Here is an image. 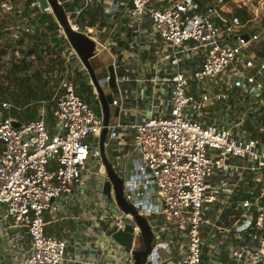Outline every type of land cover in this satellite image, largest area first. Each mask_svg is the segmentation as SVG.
Listing matches in <instances>:
<instances>
[{"label": "built area", "instance_id": "2783aa9c", "mask_svg": "<svg viewBox=\"0 0 264 264\" xmlns=\"http://www.w3.org/2000/svg\"><path fill=\"white\" fill-rule=\"evenodd\" d=\"M105 1L111 7L126 5L132 26L148 18L169 44L160 57L170 64L169 110L130 125L139 154L122 166V172L130 171L122 180L123 196L153 234L146 260L160 264L159 249L172 244L176 253L168 264H204L202 234L221 221V234L235 235L224 264H264V0ZM80 11L68 15L76 30ZM38 19L25 6L0 0V44L12 42L17 50L30 42L29 35L40 32ZM58 89L54 102L43 101L35 119L20 121L9 114L10 103L0 102V220L9 241L28 240L21 264H58L68 243L46 232V213H64L68 198L84 189L92 173L108 179L102 162L94 171L88 167L90 157H101L103 118L70 78L63 76ZM47 113L53 124L46 121ZM201 113L207 115L204 120ZM118 128L107 131L110 140ZM110 193L114 198L112 186ZM84 198L91 223L106 227L91 233L97 246L92 255L104 251L100 264H133L132 250L137 241L142 246L134 217L115 200L110 208L91 206ZM227 209L242 212L226 225L221 214ZM115 224L133 228L128 257L111 258L107 252L110 242L120 245L108 233ZM105 234L103 246L98 238Z\"/></svg>", "mask_w": 264, "mask_h": 264}, {"label": "crops", "instance_id": "0c3cea01", "mask_svg": "<svg viewBox=\"0 0 264 264\" xmlns=\"http://www.w3.org/2000/svg\"><path fill=\"white\" fill-rule=\"evenodd\" d=\"M58 1L63 5L67 18L68 15L74 16L75 10L81 9L74 22L79 31L95 42L94 55L89 62L96 79L103 80L101 89L109 107L108 133L115 125H119L115 139L110 140L108 133L104 139V151L108 143L114 144L108 155L105 151L106 157L114 160L124 157L127 160L126 165L130 166L133 158L138 157L132 147L133 129L130 125L150 116H163L169 110V80L164 70L155 66L160 60V54L168 50L169 44L158 36L146 17L132 26L125 16L126 5L117 3L111 7L105 0ZM34 21L36 24H42V20ZM71 59L77 69L76 75L72 77L78 78L81 84L79 86L74 83L75 90L86 100L87 94H92L93 98L98 100L92 105L94 111L102 117V106L87 70L77 56ZM97 178L103 180L101 176ZM86 185L88 186V183ZM91 188L85 192L84 197L88 198L91 206H104L105 199L100 196L102 193L96 192L95 184ZM82 192L83 189L68 198L69 204L64 213L47 212L45 215L49 232L53 230L52 226H56L57 236L61 237L59 233L63 231L64 238L67 239L66 252L58 264H100L107 257L104 251L92 255L91 249L97 246L90 235L97 230V225L91 223L89 213L85 211ZM241 212L224 210L221 214L223 224L227 225L229 220L240 217ZM221 224V221H213L210 228L225 242L222 247L215 248L218 264L225 263L230 242V239L225 238L226 233L222 235L218 230ZM11 233L10 229L9 235ZM98 239L104 246L107 237L101 235ZM11 243L13 246L9 244L4 224L0 220V253L3 257L1 264H21V257L15 247L17 244ZM23 249L25 248L22 246Z\"/></svg>", "mask_w": 264, "mask_h": 264}, {"label": "rangeland", "instance_id": "374dc122", "mask_svg": "<svg viewBox=\"0 0 264 264\" xmlns=\"http://www.w3.org/2000/svg\"><path fill=\"white\" fill-rule=\"evenodd\" d=\"M11 1L13 4H17L19 7L26 6V0ZM35 14L38 16V18H40V20H42V23L44 22L46 24H41L37 28L38 31L40 30L39 33H33L29 35L31 40L30 42L21 43V46L17 50L13 49L14 43L12 42L0 44L3 46V48L0 47V49L5 50V54H3L2 57L0 56V102L6 101L10 103L11 109L9 110V114L18 118L20 121L35 119L39 109L43 104V101H47L48 103L54 102V99L60 92V89H58V84L63 76L70 78L73 84L75 83L81 86L79 83L80 80L78 78L75 79V77H72L76 73L77 69H75L76 66L74 67V62L72 61L71 57L75 59L77 55L69 45L59 23L53 16L51 10L40 9L38 7V10H36ZM44 14H48L50 16L46 18L43 16ZM49 23L51 24L49 25ZM1 25L2 24L0 23V27ZM37 30L36 32H38ZM190 44L185 43V47H189ZM188 53L195 55L194 53H196V51L194 49H190ZM183 57L187 58L186 52L183 53ZM155 66H157L160 70H164V73L167 77L170 76L171 71L169 62L159 60ZM87 100L91 105H94V103L98 102V100L93 98L92 94H87ZM201 115L203 120L207 116L203 113H201ZM249 117L250 121L255 124L256 117L252 115ZM237 120L239 121L241 118L234 119V121ZM46 121L50 122L51 124L54 123V119L49 113H47ZM255 125L257 127L259 124ZM260 127H264V120H262ZM88 139L91 141L95 140L96 138L90 136ZM113 147L114 144L110 145L108 143V145L105 147L107 155L108 152L113 149ZM132 147L138 155V151L134 146ZM107 159H109L113 169H115L118 173L122 172V166L127 163V160L124 157H117L115 160L110 158ZM101 162V157H90L88 159V167L90 170L94 171ZM129 174L130 171L126 173L123 171L120 174L122 180L125 181L127 179V175ZM87 183L90 188L93 184H95L97 190L96 192L98 194L102 193L105 196V204H110V208H114V198L110 193V188L112 185L108 179L100 180L97 178V175L92 173L90 175V179L87 180ZM88 186L86 185L84 187V192L88 191ZM153 199L155 200L154 196ZM80 204L83 205L82 200H80ZM67 207L68 206L65 207L64 211L67 209ZM79 210H81V206ZM211 210L214 211L215 209ZM125 220L127 221V219ZM52 227L53 230H50L49 232V225H46V232H49L51 235H57L55 232L56 226ZM97 229L103 232L106 227L103 229L102 227L97 226ZM206 230L207 232L202 234L203 262L204 264H218L216 261L217 257L215 248L216 246L222 247L221 245L225 242L220 236H218V234H215V231L212 229L206 228ZM107 235L108 234H105L106 237ZM59 236L65 237V233L62 231L59 233ZM212 236L216 237V241L211 240ZM156 237L159 238L158 235ZM225 238H227V240L234 239L235 235L233 233H226ZM9 244L12 245L11 241H9ZM177 244L184 247L183 242H177ZM22 246L24 248H28V240L26 237H24L22 241L17 243L15 246L17 248V254L19 257H22ZM126 251V247H123L122 245L115 246L112 242H110L107 247V252L111 258H117L120 256L128 257V255H125ZM158 253L159 259L161 261L160 264H168L170 262V256L174 255L176 252L171 244V246L160 248ZM182 253L183 249L180 254ZM2 258V254L0 253V260ZM121 263H124V260H122Z\"/></svg>", "mask_w": 264, "mask_h": 264}, {"label": "water", "instance_id": "95a60500", "mask_svg": "<svg viewBox=\"0 0 264 264\" xmlns=\"http://www.w3.org/2000/svg\"><path fill=\"white\" fill-rule=\"evenodd\" d=\"M36 5L40 9L51 10L53 16L59 23L69 45L71 46L74 53L77 55L85 69L87 70L91 81L97 91L98 99L102 106V118L104 125L99 135V148L101 151L102 163L105 168L108 180L110 181L113 187L114 200L116 204L121 208L124 213H130L134 217L135 222L137 223L140 229L142 246L141 248H139L140 242L137 241V248L132 250L134 259L133 264H158L156 258L153 260V262L146 260V257L150 251L153 236L149 223L146 218L138 214L135 208L124 198L122 189V178L113 169L104 151V139L108 131L109 107L101 89L103 80L96 79L89 62V59L94 55L95 42L91 38L83 34L81 31L76 30L73 25L70 24L65 9L58 0H36ZM262 8L264 9V1L262 2ZM12 125L17 127L19 125V121L12 120ZM132 230L133 228L129 224H127L124 229L117 228V225L115 224L111 228H109L108 233L118 244L129 248L131 247L133 239Z\"/></svg>", "mask_w": 264, "mask_h": 264}, {"label": "trees", "instance_id": "16d2710c", "mask_svg": "<svg viewBox=\"0 0 264 264\" xmlns=\"http://www.w3.org/2000/svg\"><path fill=\"white\" fill-rule=\"evenodd\" d=\"M33 2H35V0H26V6H25V8H26V11H28V12H36V10H38V6H31V4L33 3ZM44 17H49L50 15H48V14H44L43 15ZM4 54V51L3 50H0V56L2 57V55Z\"/></svg>", "mask_w": 264, "mask_h": 264}]
</instances>
